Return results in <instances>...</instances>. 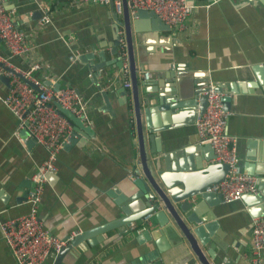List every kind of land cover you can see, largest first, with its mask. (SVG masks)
Wrapping results in <instances>:
<instances>
[{
  "label": "crops",
  "instance_id": "0c3cea01",
  "mask_svg": "<svg viewBox=\"0 0 264 264\" xmlns=\"http://www.w3.org/2000/svg\"><path fill=\"white\" fill-rule=\"evenodd\" d=\"M42 1L50 7V20L44 25L40 24L43 10L38 2H4L6 13L24 33L31 50L14 55L2 40L0 53L21 70L39 64L34 73L46 85L74 87L88 102L86 122L95 124L101 141L124 162L83 135L65 143L58 154V171L47 179L39 216L58 237L80 231L62 264L159 263L161 257L151 256L157 244L142 234L143 229L125 225L99 230L123 216L126 199L137 190L130 178L134 171L124 165L136 162L138 150L132 142L133 110L126 102L131 88L125 87L126 78L115 63L120 53L113 52L123 33L116 21L123 7L119 12L112 4ZM190 1L196 6L182 30L164 29L152 17H133L137 21L134 35L141 36L135 44L142 45V53H136L137 77L141 85L151 81L155 121L168 126L159 133V146L163 154L173 153L176 164L194 160L196 155L190 150L201 144L193 107L188 105L199 102L200 88L212 81L231 97L228 132L237 141L243 171L258 178V193L233 202L224 200L213 209L220 228L210 249L219 264H253L252 222L264 216V0ZM90 53L95 54L94 63L107 62L100 75L89 58H80ZM73 54L75 60L70 58ZM7 92L0 80V222L29 209L26 199L16 201L23 196V190L16 187L31 179L46 155L43 146L27 144L29 138L22 137L20 119L3 103ZM3 196L9 198L7 205ZM148 227L156 228L151 222ZM85 232L89 234L83 237ZM55 256L43 264H53ZM162 258L166 264L177 262L172 252L163 253ZM0 264H18L1 229Z\"/></svg>",
  "mask_w": 264,
  "mask_h": 264
},
{
  "label": "water",
  "instance_id": "95a60500",
  "mask_svg": "<svg viewBox=\"0 0 264 264\" xmlns=\"http://www.w3.org/2000/svg\"><path fill=\"white\" fill-rule=\"evenodd\" d=\"M123 1L122 17L116 16L117 26L124 33L127 44V55L130 68L131 89L130 97H126V102L133 110V121L135 128V137L133 144L138 150L135 152V163L126 165L132 169L138 177L133 180L137 190L126 199V204L122 207L121 218L106 227L99 228L100 231L109 230L118 226L136 225L144 216L151 215L150 222L155 225V229H151L149 224H137V229H143V235L149 239H153L157 248L153 251L154 258H160L161 261L156 264H166L162 258L165 252H172L177 256V264H219L217 257L210 248L211 241H215L220 226L218 220L215 219L213 209L220 206L224 202L221 193L212 191L211 188L225 180L228 173V164L214 161L215 152L210 144H196L190 150L196 155L194 160H185L182 164H176L172 159L173 153L163 154L162 148L159 146V133L163 128L155 121V110L152 105L151 81H146L142 85L137 77L136 53H142V45L136 47V40L140 41L141 36H135L133 32L134 24L137 21L133 18L137 16L152 17L158 21L160 27L171 29V26L161 20L154 11L140 9L135 14L131 13L128 0ZM137 32H140L136 28ZM120 36L114 45V53H119ZM2 40L0 38V44ZM103 55L102 51L98 53ZM94 53L83 55L81 59H88L91 67L100 75L102 69L107 64L106 61L93 62ZM115 63L122 67L123 59L119 55V59ZM146 63L144 70L146 69ZM9 71L17 73L14 69L4 65L0 61V80L10 88V77L4 75L1 71ZM29 85L38 89L26 76L17 73ZM218 91L222 88L216 87ZM206 90L202 86L200 94ZM104 94V93H103ZM198 103L195 100L188 104L193 107V117L196 119L198 113L206 110L208 104V96L201 95ZM231 97H224V108H230ZM60 111L64 114L74 127V133L71 141L82 135L90 139L95 145H98L106 154L113 159L124 162L112 149L107 147L101 141L99 135L95 133V124L87 123L80 117L71 113L68 109L61 107ZM23 138L28 136L24 130ZM27 144L35 142L29 138ZM185 152V151H184ZM51 174H47V178ZM23 190V196L16 199L17 202L27 198L28 194L33 190L34 183L31 179H25L17 187ZM252 193H245L242 198L250 197ZM262 195V194H261ZM263 196V195H262ZM264 197V196H263ZM4 203H9V198L2 197ZM89 233H83V237ZM78 238V237H76ZM71 241L67 246L61 248L55 256L53 264H62L64 257L71 252L73 246L78 242ZM173 262L172 264H176Z\"/></svg>",
  "mask_w": 264,
  "mask_h": 264
},
{
  "label": "built area",
  "instance_id": "2783aa9c",
  "mask_svg": "<svg viewBox=\"0 0 264 264\" xmlns=\"http://www.w3.org/2000/svg\"><path fill=\"white\" fill-rule=\"evenodd\" d=\"M0 0V38L8 50L14 55H24L31 50L25 41L24 33L18 30ZM39 3L43 14L40 24L50 20V7L42 0H31ZM80 3L112 4L119 12L122 11V0H72ZM131 13L140 9L152 10L165 23L176 29L185 27L186 18L195 8L190 0H128ZM120 57L123 59L121 71L126 78L125 87L131 88L129 79L130 68L127 55V44L124 34L120 36ZM76 59V54L70 56ZM0 61L26 76L38 89L25 82L19 74L2 69V73L10 77V88L3 96L5 106L16 115L27 138L33 139L43 146L46 151L44 160L38 165L31 180L33 190L28 194L26 203L29 209L18 216L0 222V229L5 241L10 247L18 264H43L53 257L61 248L73 241L80 231H72L67 237H58L48 230L40 216L39 208L43 201L47 174L58 171L57 158L63 145L70 141L74 127L69 119L62 114L58 105L71 113L87 120L88 102L72 86L54 88L46 85L35 75L40 65L35 63L30 69L21 70L12 61L0 53ZM144 77H150L146 72ZM206 90L200 94L208 96L206 110L198 113L195 119V129L201 144H210L215 152L214 161L228 164V173L221 183L214 185L211 190L222 194L226 202L241 200L245 193H258L257 177L243 171L237 150L235 137L228 132L230 111L224 108V93L217 90L212 81L205 84ZM138 175L131 173L130 178ZM151 215L144 216L143 224L150 223ZM133 227H137L132 225ZM252 262L264 264V216H258L252 222Z\"/></svg>",
  "mask_w": 264,
  "mask_h": 264
}]
</instances>
